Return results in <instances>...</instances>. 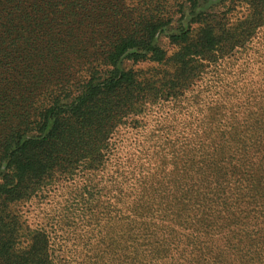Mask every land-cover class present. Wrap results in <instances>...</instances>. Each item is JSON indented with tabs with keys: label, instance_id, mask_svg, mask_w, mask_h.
I'll use <instances>...</instances> for the list:
<instances>
[{
	"label": "trees",
	"instance_id": "16d2710c",
	"mask_svg": "<svg viewBox=\"0 0 264 264\" xmlns=\"http://www.w3.org/2000/svg\"><path fill=\"white\" fill-rule=\"evenodd\" d=\"M236 2L0 0V264H264V78L193 130L114 141L248 50L264 0L231 25ZM148 63L173 68L163 89ZM77 179L70 208L23 225L17 204Z\"/></svg>",
	"mask_w": 264,
	"mask_h": 264
},
{
	"label": "rangeland",
	"instance_id": "374dc122",
	"mask_svg": "<svg viewBox=\"0 0 264 264\" xmlns=\"http://www.w3.org/2000/svg\"><path fill=\"white\" fill-rule=\"evenodd\" d=\"M236 1L238 4L231 11L226 12L224 7H217L218 12H222L221 15L225 13L231 25L239 24L249 13L247 0ZM214 2L215 0H199L200 4H206V6L216 4ZM217 5L219 4L217 3ZM165 46L167 47V45ZM170 51L172 50L170 49ZM235 57L238 58L235 60L234 57L231 59L229 57L220 63L216 74L212 71L209 72L212 67L208 68L202 75L203 79L196 80L194 86H190L189 89L183 91L181 97L180 95L177 97L178 100L183 99L181 102L171 103L166 101L160 105H151L143 117H140L143 118V122L139 127L133 129L129 126L120 128L114 137V141L120 142L121 147H131L132 150L136 147L138 140L142 139L147 133L155 132L158 128H162L165 132L169 126H172L175 131L193 130L201 124L200 120L202 118L215 115V111L219 110L217 107H220V105L224 106V112H229V109L233 110V97H245L241 95L239 88L243 84L250 83L253 79L257 81L264 78V25L259 29L255 42L250 44L248 50L242 54H237ZM134 68L142 70V75L149 79L150 87H161L162 89L166 86L164 82L173 71L170 63L162 65L139 64ZM232 87H234L233 90ZM168 100H171V97ZM181 103L184 105H181ZM178 119H181V122ZM193 120H196V123L190 124ZM135 131L140 133L134 137ZM142 142L145 144V140H142ZM127 149L123 148L118 154L125 153ZM79 180L82 179L75 180L72 185L65 181L63 184L57 183L48 186L47 188H51V190L44 192L47 196L39 197V194L29 201L17 204L16 209L23 225L29 228L37 227L42 225L48 216L51 217L61 210L70 208V202L82 192V189L79 188L81 185Z\"/></svg>",
	"mask_w": 264,
	"mask_h": 264
}]
</instances>
